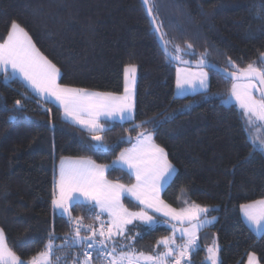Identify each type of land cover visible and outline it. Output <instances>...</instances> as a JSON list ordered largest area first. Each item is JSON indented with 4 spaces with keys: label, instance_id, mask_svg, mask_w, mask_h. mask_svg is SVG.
<instances>
[{
    "label": "trees",
    "instance_id": "16d2710c",
    "mask_svg": "<svg viewBox=\"0 0 264 264\" xmlns=\"http://www.w3.org/2000/svg\"><path fill=\"white\" fill-rule=\"evenodd\" d=\"M149 2L172 52L174 45H193L195 55L181 53V58L199 60L207 50L208 61L228 69L233 68L228 58L238 68L252 62L264 68L258 59L264 53V25L257 16L258 9L264 11V0ZM13 21L60 69L61 85L122 94L125 65L138 68L135 119L110 122V129L100 133L106 148L95 147V133L66 119L60 106L34 95L20 78L5 83L0 75V228L13 252L30 261L45 250L50 232L57 246L73 234V226L52 206L62 157L111 166L109 179L132 183V174L112 166L135 141L120 137L135 138L148 130L176 167L164 200L178 209L186 206L185 200L195 202L212 209L206 215L216 218L199 232L200 247L190 253V264H210L211 246L218 247L217 264H245L250 254L264 264V232L257 235L240 211L241 204L264 199V156H249V135L264 138V122L249 127L238 104L224 103L232 79L205 68L208 90L176 95L177 65L158 43L143 0H0L1 42ZM16 100L22 108L15 107ZM148 120L132 130V123ZM71 214L93 217L83 204ZM140 228L131 245L146 255L160 252L157 241L173 233L165 222ZM82 252L81 247H56L53 257L68 253L73 264L74 255Z\"/></svg>",
    "mask_w": 264,
    "mask_h": 264
},
{
    "label": "snow or ice",
    "instance_id": "6c2138e0",
    "mask_svg": "<svg viewBox=\"0 0 264 264\" xmlns=\"http://www.w3.org/2000/svg\"><path fill=\"white\" fill-rule=\"evenodd\" d=\"M144 3L147 4L148 0H144ZM257 16L264 25V11L258 9ZM156 31H159V28ZM161 39L163 40V36ZM169 43L171 42H164L166 54ZM173 52L195 55L193 45L187 42L183 49L178 44L174 45ZM207 54L205 50L201 58L196 61L198 68L202 69L209 65L206 59ZM171 58L179 60L180 56L172 55ZM258 59L264 63V53H260ZM227 62L232 67H236L231 58H228ZM123 71L125 84L122 95L112 92H89L83 88L59 84L60 69L40 52L28 33L15 21L11 23L7 36L0 42V75L3 76L5 83L22 78L36 95L43 94L45 99L49 100L54 98L64 108L67 117L92 133L108 131L112 121L119 120L122 123L134 121V90L130 84H135L137 65L127 64ZM181 71L177 69L176 87L179 92L208 89L206 72L184 71L182 76ZM228 75L234 81L242 79L247 81L244 84L234 82L231 88V96L235 98L242 110L246 125L252 127L264 122V89L260 90V99H256L251 92V89L255 87L252 81L259 80L261 84H264V68L257 67L256 63L252 62ZM15 107H23L21 100L15 101ZM9 119H15V117L10 116ZM101 119L105 121V124L99 122ZM147 123L151 121L132 123V130L139 129ZM91 139L96 142L95 147H107L103 136L93 135ZM120 139H127L130 142L134 139L135 143L132 148L123 150L117 160L113 161L112 166L127 167L131 173L135 174L136 183L125 186L108 181L104 173L111 166L97 165L94 161L85 158L62 157L58 176L54 182L52 206L61 216L67 218L70 225L74 226L73 234L64 236L65 243L57 246L53 243L57 237L54 232H50L45 250L38 254L40 259L34 257L30 261H24L7 246L4 230L0 228V264H61L62 260L64 264H67L68 253H65L63 257L55 256L53 259L56 247H81L83 252L74 255L73 264H91L93 251L105 261V264H190V253L200 247L196 233L215 219L201 220L199 216L212 209L185 200L186 206L177 210L160 199L161 188L176 169L168 161L165 150L154 143L152 132L139 131L135 138L127 136ZM249 142L252 145L250 157L257 152L264 156V138L249 135ZM122 196L134 197L140 204L146 205L149 209H155L157 213L163 211L165 216L173 220L189 222L190 228L180 230L181 238L187 237L185 242L176 243L177 228L173 224V236L157 241V244L162 245L165 251L158 252L156 255L136 252L131 243L118 244L117 237L132 241L136 239V237L125 236L127 225L132 224L134 220L138 219L148 227L159 222L143 210L129 211L121 203ZM77 204L86 206L89 212L95 214L97 220L105 214L109 219L100 220L99 229L92 224H84L82 217H73L71 214L72 208ZM240 210L257 232L264 230V199L241 204ZM193 220L195 223H192ZM82 230L89 232L90 235L82 236ZM139 235L140 233L136 234L137 237ZM207 250L209 255L206 260L210 264H217L218 247L211 246ZM81 255L83 259L80 258ZM254 261L255 254H250L249 264H254Z\"/></svg>",
    "mask_w": 264,
    "mask_h": 264
},
{
    "label": "rangeland",
    "instance_id": "374dc122",
    "mask_svg": "<svg viewBox=\"0 0 264 264\" xmlns=\"http://www.w3.org/2000/svg\"><path fill=\"white\" fill-rule=\"evenodd\" d=\"M1 42V41H0ZM178 55H182L181 53H179ZM177 66H180V65H177ZM58 68V67H57ZM137 72H138V68H137ZM137 72H136V79H135V84L134 85H131L130 84V87H133V90H134V102H135V98H136V82H137ZM21 80H22V78H20ZM60 79V78H59ZM59 79H58V83H59ZM23 82H24V80H22ZM26 85H27V82L25 81L24 82ZM235 83H240V84H244V83H247V81L246 80H243V81H235ZM252 83L253 84H255V87L254 88H252L251 89V92H252V95L256 98V99H260L261 97H260V87H259V85L255 82V81H252ZM60 84V83H59ZM28 86V85H27ZM29 87V86H28ZM30 88V87H29ZM31 89V88H30ZM32 91V90H31ZM89 92H99V91H92V90H88ZM33 92V91H32ZM33 94L34 95H36L34 92H33ZM117 95H119V94H117ZM122 95V94H121ZM37 97H39L40 99H43V100H49V99H45V96L43 95V94H41V95H36ZM50 101H54V103L55 104H57L58 106H60L61 108H62V112H63V116L66 118V119H68V120H70V121H72V122H74L73 120H72V118H70V117H67L66 115H65V112H64V108L60 105V103L58 102V101H55L54 100V98L53 99H51ZM224 103L225 104H238L237 102H236V100H235V98L234 97H232L231 96V93L224 99ZM101 124H105V121L103 120V119H101L100 121H99ZM75 123V122H74ZM75 124H77V125H79L80 127H82V128H85L84 126H82V125H80V124H78V123H75ZM86 129V128H85ZM96 135H100V133H95ZM153 134V133H152ZM158 145V144H157ZM160 146V145H159ZM160 147H162V146H160ZM163 148V147H162ZM164 149V148H163ZM165 150V149H164ZM165 152H166V150H165ZM167 153V152H166ZM167 159H168V161L169 162H171L170 161V159H169V157H168V155H167ZM98 164V163H97ZM171 164L174 166V168L176 169V167H175V165L171 162ZM100 165H103V164H100ZM109 169V168H108ZM108 169H107V171H108ZM176 172V171H175ZM175 174V173H174ZM174 174L164 183V185H163V187L161 188V190H160V193H159V196H160V199L165 203V204H167V205H169L171 208H174V209H177L178 210V208H176V207H174V206H172V205H170V204H168L165 200H164V198H163V190H164V188L166 187V185L169 183V181L173 178V176H174ZM135 176V175H134ZM105 178L108 180V181H111V182H113V183H120V184H123V185H125V186H131V185H133V184H135L136 183V179L134 178V180H133V182L132 183H129V182H127V181H124V180H114V179H109L108 177H107V175L105 176ZM57 194H58V189H57ZM132 201V202H134L135 204H137L139 207H135V208H132V207H130L128 204H127V201ZM121 203L123 204V206L125 207V208H127L129 211H132V212H139V211H141V210H143V211H145V212H147V214L148 215H150V216H153V218L155 219V220H157V221H159L158 223H161V222H165L166 224H168L171 228H172V225L173 224H175L176 225V228H177V233L178 232H180V230H181V228L176 224V220H173L171 217H167V216H165L164 215V212L162 211V212H159V213H157L156 211H155V209H149V208H147L146 207V205H142V204H140L139 203V201H137L134 197H131V196H122L121 197ZM198 205V204H197ZM201 207H203V206H201ZM99 210V209H98ZM56 213H59L58 211H56V210H54ZM107 215V214H106ZM205 214H201L200 216H199V219H201L203 216H204ZM205 218H208V216L207 215H205ZM158 223H156V224H154V225H152L151 227H154V226H156ZM141 226H145L146 228H151V227H148V226H146V225H144L140 220H134L133 221V223L132 224H130V225H127V231H126V233H125V236L126 237H137L136 236V234L137 233H142V230H141ZM172 237V236H171ZM123 239V243H133L132 242V240H125L124 238H122ZM64 255H61V257H63ZM35 258H37L38 260L40 259V257H39V255H37ZM55 257H53V259H54ZM68 263H70V264H72V262L69 260V258H67V264ZM61 264H64V261L62 260L61 261Z\"/></svg>",
    "mask_w": 264,
    "mask_h": 264
},
{
    "label": "crops",
    "instance_id": "0c3cea01",
    "mask_svg": "<svg viewBox=\"0 0 264 264\" xmlns=\"http://www.w3.org/2000/svg\"><path fill=\"white\" fill-rule=\"evenodd\" d=\"M177 69H180V70H182L181 71V75L183 76L184 75V71H187V72H198V71H204V72H206L207 74H208V88H209V86H210V75H209V73H208V71L206 70V69H204V68H193V67H188V66H177ZM23 80V79H22ZM25 82V81H24ZM208 90V89H207ZM196 92H199V91H191V90H189V91H187V92H184V93H181V92H179L178 91V89H177V87H176V95H178V96H185V95H188V94H193V93H196ZM123 94V93H122ZM119 95H121V94H119ZM54 102V101H53ZM134 113H135V109H134ZM134 113H133V115H134ZM117 121H119V120H117ZM153 140H154V136H153ZM134 143H135V141H134ZM154 143H155V141H154ZM156 144V143H155ZM132 146H133V144L130 146V147H128V148H126V149H130V148H132ZM125 150V149H124ZM119 156H120V154H119ZM118 156V157H119ZM117 157V158H118ZM71 158H78V157H71ZM117 158L115 159V160H117ZM85 159H88V158H85ZM91 160V159H90ZM114 160V161H115ZM59 164H60V162H59ZM97 164V163H96ZM97 165H100V164H97ZM119 167V166H118ZM121 168H123V169H125V170H127L130 174H132L133 176L135 175L134 173H131L128 169H127V167H121ZM58 172H59V165H58ZM106 173H107V170L105 171V173H104V176H106ZM135 177V176H134ZM251 203V202H250ZM247 204V203H246ZM179 210V209H178ZM241 211V210H240ZM203 215V214H202ZM206 215V214H205ZM205 215L201 218V220H204V219H208V220H213V218H215V217H210V216H208V218H205ZM241 215H242V217H243V219H244V221L247 223V225L257 234V235H261L263 232H264V230H262V231H260V232H257L256 230H255V227L253 226V225H250L249 223H248V221L246 220V218L244 217V215H243V213L241 212ZM215 220H216V218L213 220V222L212 223H214L215 222ZM176 222V224L181 228V229H185V228H190L191 227V224L189 223V222H187V221H184V222H180V221H175ZM192 223H195V220H193L192 221ZM211 223V224H212ZM210 224V225H211ZM209 226V225H208ZM205 228V227H204ZM204 228H202V229H204ZM202 229H200L197 233H196V235H197V238L199 239V232L202 230ZM171 236H173V233H172V235ZM170 236V237H171ZM6 238V237H5ZM175 238H176V243L177 244H183L184 242H185V240L187 239V237H184V238H181V233L180 232H176L175 233ZM116 240H117V243L119 244V243H123V241H122V238H120V237H117L116 238ZM7 243V242H6ZM8 246V245H7ZM163 247V246H162ZM163 251H165V249H164V247L162 248V250H160V252H163ZM190 258V257H189ZM249 259H250V255L248 256V258H247V261H246V263L245 264H249ZM170 260H171V258H170ZM254 264H261L260 262H259V260H258V258H257V256L255 255V261H254Z\"/></svg>",
    "mask_w": 264,
    "mask_h": 264
},
{
    "label": "water",
    "instance_id": "95a60500",
    "mask_svg": "<svg viewBox=\"0 0 264 264\" xmlns=\"http://www.w3.org/2000/svg\"><path fill=\"white\" fill-rule=\"evenodd\" d=\"M143 3H144V0H143ZM144 7H145V9H146V12H147V14H148L150 20H151V23H152V26H153V28H154V31H155V34H156V37H157L158 43L160 44V46H161L163 52L166 54L165 49H164V42H165V39H164V37H163V40L161 39V36H163V34H162V32H161V30H160V27H159V25H158V23H157V21H156V19H155L154 14H153V12H152V9H151V6H150V2H149V0H148V3H147V4L144 3ZM149 9H151V12H149ZM157 28H159V31H156ZM172 55H175V54H174V53L168 48V53L166 54V56H167V57H168L173 63H175L176 65H180V66H188V67L198 68L197 65H196V61H197V60H188V59H184V58H181V57H180L179 60H175V59H172V58H171ZM188 61H190L191 63H187ZM207 61H208V60H207ZM208 62H209V65L206 66V67H203L204 69H205V68H210V69L216 70V71L222 73L223 75H225L226 77H228V78H230V79H232V78H231L228 74L231 73V72L237 71V69H238V67H235V68L233 67L232 69H228V68H225V67L219 66V65H217V64H214V63H212V62H210V61H208ZM225 69H226V71H223V70H225ZM232 80H233V79H232ZM233 81H234V80H233ZM240 81H243V79L240 80ZM254 81L259 85L260 90H261V89H264V84H261V83L259 82V80H254ZM234 82H235V81H234Z\"/></svg>",
    "mask_w": 264,
    "mask_h": 264
},
{
    "label": "built area",
    "instance_id": "2783aa9c",
    "mask_svg": "<svg viewBox=\"0 0 264 264\" xmlns=\"http://www.w3.org/2000/svg\"><path fill=\"white\" fill-rule=\"evenodd\" d=\"M96 211H99V210H96ZM108 219H109L108 216L105 214V215H102L99 220H97L96 217H95V214L93 213V217L89 218V219H87V218L83 219V223L84 224H92L95 228L99 229L100 220L107 221ZM87 235H90V233L85 231V235L84 236H87ZM108 247L109 248L111 247L110 243H109ZM91 264H105V261L103 259L99 258L97 253L95 251H93L92 252Z\"/></svg>",
    "mask_w": 264,
    "mask_h": 264
}]
</instances>
